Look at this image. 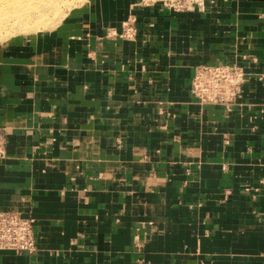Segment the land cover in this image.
<instances>
[{"label": "crops", "instance_id": "obj_1", "mask_svg": "<svg viewBox=\"0 0 264 264\" xmlns=\"http://www.w3.org/2000/svg\"><path fill=\"white\" fill-rule=\"evenodd\" d=\"M94 1L0 47V212L35 238L0 264H264V0ZM199 64L243 68L230 110Z\"/></svg>", "mask_w": 264, "mask_h": 264}, {"label": "built area", "instance_id": "obj_2", "mask_svg": "<svg viewBox=\"0 0 264 264\" xmlns=\"http://www.w3.org/2000/svg\"><path fill=\"white\" fill-rule=\"evenodd\" d=\"M165 5L173 10H185L194 5L201 8L203 2L202 0H178ZM136 34V18L130 14L122 23L118 36L131 40ZM245 76L243 68L234 64H199L194 69L190 93L199 103L219 105L225 110H230L241 96ZM4 144V136L0 128V159L4 156ZM5 249L28 253L35 250V238L30 219L14 212H0V250Z\"/></svg>", "mask_w": 264, "mask_h": 264}, {"label": "rangeland", "instance_id": "obj_3", "mask_svg": "<svg viewBox=\"0 0 264 264\" xmlns=\"http://www.w3.org/2000/svg\"><path fill=\"white\" fill-rule=\"evenodd\" d=\"M142 1V0H141ZM178 0H143L175 3ZM94 0H0V47L38 32L55 30L76 18L77 11L94 12ZM78 15V14H77Z\"/></svg>", "mask_w": 264, "mask_h": 264}, {"label": "bare ground", "instance_id": "obj_4", "mask_svg": "<svg viewBox=\"0 0 264 264\" xmlns=\"http://www.w3.org/2000/svg\"><path fill=\"white\" fill-rule=\"evenodd\" d=\"M127 3H128V1H127Z\"/></svg>", "mask_w": 264, "mask_h": 264}]
</instances>
